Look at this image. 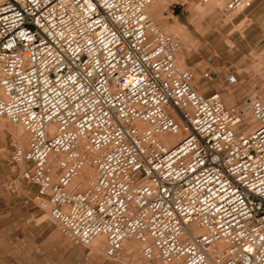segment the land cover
Returning <instances> with one entry per match:
<instances>
[{"label":"built area","instance_id":"1","mask_svg":"<svg viewBox=\"0 0 264 264\" xmlns=\"http://www.w3.org/2000/svg\"><path fill=\"white\" fill-rule=\"evenodd\" d=\"M155 1L0 0V117L28 134L12 160L62 232L103 236L108 259L136 240L170 264H264V96L202 93Z\"/></svg>","mask_w":264,"mask_h":264},{"label":"rangeland","instance_id":"2","mask_svg":"<svg viewBox=\"0 0 264 264\" xmlns=\"http://www.w3.org/2000/svg\"><path fill=\"white\" fill-rule=\"evenodd\" d=\"M228 1L205 5L197 0H169L161 11L167 27L153 20L170 35L167 28L184 27L187 46L181 43L177 57H185V66L194 70L202 93L220 90L227 99L231 92L233 100L226 101L233 105L253 93L264 96V6L253 3L240 12H224ZM212 55L211 65L207 59ZM211 68L219 79L203 77ZM232 73L239 83L228 89L226 78ZM2 118L7 125L0 123V264H141L134 253L124 258V248L120 258L111 260L104 255L105 248L95 254L90 246L76 244L62 232L49 211L39 206L37 188L22 179L24 165L12 160L18 125ZM27 143L28 138L22 146ZM131 241L135 240L126 242Z\"/></svg>","mask_w":264,"mask_h":264},{"label":"bare ground","instance_id":"3","mask_svg":"<svg viewBox=\"0 0 264 264\" xmlns=\"http://www.w3.org/2000/svg\"><path fill=\"white\" fill-rule=\"evenodd\" d=\"M159 1L162 2V0L155 1L148 8L149 9L148 13L150 12L149 14H150V16L152 18H153L152 14L156 13L162 7V6H159L160 5ZM158 20H159V23H160V25L162 27H167L165 24H163V22H162L163 18L162 17H160ZM156 26H157V24H156ZM176 27H178V26H176ZM176 27H174V28H176ZM167 31H169L171 33V35H174V37L176 39H178V41L180 43V48H181V45H182L181 43H183L184 46H187V37L184 36V27L179 28V30L178 29L177 30H174V29L172 30V28L171 29L167 28ZM180 48H179V52H180ZM179 52H178V54H179ZM178 54H177V56H178ZM259 57H261V56H259ZM177 62H178L179 65L181 64V66L182 65L185 66V63H184L185 62V57H182V56H181V58L177 57ZM0 95H1V93H0ZM253 96H257V94L253 93ZM229 97H227V99L224 98L226 103H227L226 100H233L232 99L233 96L230 97V98ZM0 123L4 124V125H7L5 120L2 117H0ZM14 133H15V138H16L15 140H17V143L22 146V143L24 141H26L27 138H28V134H27L25 128L22 125H18V127L15 129ZM93 177H94V171L91 168L90 164H87L85 166V168L82 170V172L80 173L79 177L75 180L74 185L76 187L80 188V189H86L87 187H89ZM89 246L92 248V251L95 254H101V253H103V248L106 249V239L103 236H99ZM123 248H124V258L128 257L131 253H134L135 257L137 258V261L139 263H141V264H146V263H149V262H153V263L164 262L163 264L169 263V262H165V261H156V260L148 259L144 255V252H143L144 243L136 241V240L135 241H131V242H126L125 241L123 243ZM123 248H122V254H123ZM104 255H105V251H104Z\"/></svg>","mask_w":264,"mask_h":264},{"label":"crops","instance_id":"4","mask_svg":"<svg viewBox=\"0 0 264 264\" xmlns=\"http://www.w3.org/2000/svg\"><path fill=\"white\" fill-rule=\"evenodd\" d=\"M168 1L169 0H162V4H163L162 7L156 13L152 14L153 17H155L156 20L159 19L160 17L164 18V14L161 13V11L163 12V8L167 5ZM254 3H260L261 5L264 6V0H256ZM230 95H231V92H230ZM230 95H227V97H229Z\"/></svg>","mask_w":264,"mask_h":264}]
</instances>
